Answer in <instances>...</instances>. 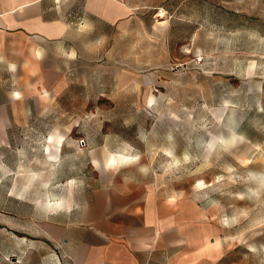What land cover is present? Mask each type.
<instances>
[{
	"label": "rangeland",
	"instance_id": "obj_1",
	"mask_svg": "<svg viewBox=\"0 0 264 264\" xmlns=\"http://www.w3.org/2000/svg\"><path fill=\"white\" fill-rule=\"evenodd\" d=\"M125 2L126 28L72 35L78 75L53 101L38 94L46 107L0 148V264L61 261L18 216L44 217L50 134L83 138L82 182L108 169L89 157L102 141L114 169L194 201L218 244L212 264H264V0Z\"/></svg>",
	"mask_w": 264,
	"mask_h": 264
},
{
	"label": "crops",
	"instance_id": "obj_2",
	"mask_svg": "<svg viewBox=\"0 0 264 264\" xmlns=\"http://www.w3.org/2000/svg\"><path fill=\"white\" fill-rule=\"evenodd\" d=\"M131 15L125 0H0V148L14 140L15 129L33 124L39 101L46 107L38 94L53 101L78 75L72 35L126 28ZM67 137L46 139L51 192L44 217L18 215L30 222L24 234L43 237L51 256L60 255L58 264H212L218 244L209 241L212 226L194 201L115 167L103 168L98 182L80 181L93 166L79 160L83 138ZM89 146L92 163L104 164L112 154L102 141ZM59 171L63 176L54 181Z\"/></svg>",
	"mask_w": 264,
	"mask_h": 264
},
{
	"label": "bare ground",
	"instance_id": "obj_3",
	"mask_svg": "<svg viewBox=\"0 0 264 264\" xmlns=\"http://www.w3.org/2000/svg\"><path fill=\"white\" fill-rule=\"evenodd\" d=\"M151 101L152 100H150L149 101V103H151ZM239 136V135H238ZM53 137H54V135L53 134H50L49 135V137H48V140H49V142L51 141V140H53ZM222 142H226V140L224 139V138H222V139H220ZM54 141V140H53ZM55 142V148L56 149H58L59 147H60V145H62L61 144V137H58V139L56 140V141H54ZM228 142V141H227ZM214 143H215V139L214 138H212L207 144H208V149H207V153L208 152H210V149L213 147V145H214ZM47 150H49V145L47 146ZM44 152V151H43ZM111 152V151H110ZM126 152V151H125ZM127 153H129L128 151H127ZM126 154V153H125ZM130 154V153H129ZM118 155V154H117ZM128 155V154H127ZM118 158V157H117ZM117 158L115 157V155H113V154H110V155H108L107 157H106V160H105V162H104V164H102V167L103 168H108V169H112V168H114V167H116L117 166ZM126 158V157H125ZM46 159V158H45ZM127 159H130V158H127ZM133 159V158H132ZM126 160V159H125ZM127 161H130V160H127ZM56 163V162H55ZM16 177V176H15ZM34 178V177H33ZM25 179V178H24ZM29 181V180H28ZM31 184V183H30ZM33 185V184H32ZM19 186V185H18ZM32 187V186H31ZM30 189V188H29ZM49 200V199H48ZM46 205V204H45ZM48 205H50V204H48ZM57 206V205H56Z\"/></svg>",
	"mask_w": 264,
	"mask_h": 264
}]
</instances>
